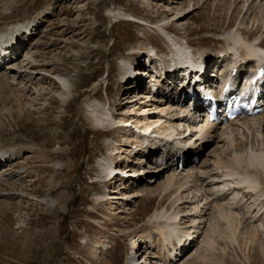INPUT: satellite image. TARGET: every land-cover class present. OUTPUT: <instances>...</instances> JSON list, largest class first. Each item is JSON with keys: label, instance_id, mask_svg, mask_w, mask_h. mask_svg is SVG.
<instances>
[{"label": "rangeland", "instance_id": "obj_1", "mask_svg": "<svg viewBox=\"0 0 264 264\" xmlns=\"http://www.w3.org/2000/svg\"><path fill=\"white\" fill-rule=\"evenodd\" d=\"M177 1L0 0V29L28 22L32 25V33H22L15 57L23 51L26 54L27 47L34 57H28L26 62L34 64V58L37 63L21 68L20 56L22 59L15 62V70L6 71V65L0 64V152L2 146H16L7 148L4 154L7 159L2 160L4 164L0 168V205L7 204L0 215V264H125L131 251L129 247L133 246L131 239L142 233L139 225L161 206L167 212L172 210L174 192L170 195V191L167 194L161 191L169 170L155 171L148 163L150 156L149 166L144 165L143 154L147 148L143 138L147 137V130L139 132L133 126L112 128L116 125L95 127L83 115V110L87 109L86 103L95 100L101 107L109 108L113 117H125L115 114L124 106L126 90L125 86L122 90L120 83V67L129 59L128 66L136 63L143 69V58L148 51L141 42L152 45L159 58L168 59L165 56L170 50H166L168 42L159 36L158 27L174 32L169 34L173 48L187 45L188 51L191 49L200 56L205 54L207 61L215 56L223 57L220 51L225 37L237 27L242 28L245 36L264 43V7L260 5L264 0H193L194 10L191 7L189 12L181 13L182 21L176 23L177 19L171 17L174 10L169 12L167 6L176 8ZM189 1L183 0V4ZM113 9L115 13H110ZM0 38H3L2 32ZM136 47L139 49L133 50ZM56 75L68 78L74 85L65 99L59 95L65 91ZM174 90L173 86L170 91ZM185 106V102H166L160 94L144 104L137 101L136 108L129 107L124 113L141 119L140 110L144 108L149 110L144 111V119L149 114L150 118L173 117L175 122H185L179 116ZM148 124L146 121L138 126L144 128ZM251 126L238 127L233 135L237 143L232 150L239 155L264 154V131ZM223 138L214 137L207 146H201L204 150L197 166L203 160L212 167L211 161L228 142ZM29 145L38 149V153L27 148ZM108 157L113 158L116 166L124 164L122 167L140 162L142 165H137L138 168L148 169L147 176L154 175L152 180L151 177L146 180V174L139 176L142 180L126 175L137 180V185L141 183L136 190L144 185L143 195H146L134 198V202L131 200L127 205L130 210L123 204L126 202L122 201V194L119 201L112 197L101 204L95 202V194L103 192L104 184L100 180L90 182L94 178L105 180L99 164ZM229 157L230 152L225 154V159ZM24 164L25 168L19 169ZM217 171L223 174L225 168ZM258 172L263 180L259 179L255 191L239 190L234 219L240 227L235 240L230 238V233L222 232L224 228L220 229L222 233H216L213 247L209 253L205 252L207 257L203 262L199 260V264H264V170ZM210 174L217 176L215 171ZM132 185L128 183L129 189ZM108 186L110 195L114 194L112 190L119 186L118 179L111 180ZM183 201L178 204L180 211L188 210L190 205ZM182 211L179 214L182 222L177 219L179 227L189 224L185 223L187 218H182ZM216 222L223 227L224 221ZM204 225L207 227L206 222L199 227ZM200 236L195 237L196 241ZM102 243L107 245L105 256L98 253ZM154 244L150 247L151 255L157 251ZM134 245L137 246L135 241ZM155 258H150L151 263Z\"/></svg>", "mask_w": 264, "mask_h": 264}, {"label": "bare ground", "instance_id": "obj_2", "mask_svg": "<svg viewBox=\"0 0 264 264\" xmlns=\"http://www.w3.org/2000/svg\"><path fill=\"white\" fill-rule=\"evenodd\" d=\"M192 1L193 0H190L188 3H186V5H184L183 0H178L176 8H173L172 6H167L169 12L171 10H174L172 13L173 15L171 17L172 19H175V18L177 19L176 23H179L182 21L179 18V16L185 12L186 13L189 12L190 10L189 8L192 7V10H194L193 5L196 2L192 3ZM247 1L248 0H244L243 2H247ZM262 3H260V5L264 7V3L263 4ZM176 9H179V10L181 9V10L177 11ZM115 11L116 10L114 9L110 10V13H115ZM164 19H167V17H165ZM31 26H32L31 23L28 22L24 25L17 24V25L11 26L10 28L7 27L4 30L0 29V34L1 32L3 33V38H0V51L2 50V48L5 49L11 43H13L11 39L18 40V42L15 40L16 44L11 46V49H15V47L19 44V41L21 40L22 33L26 32V30L24 29L29 28L28 30L29 33H32ZM22 28L23 30H21ZM166 29L167 28L165 27H158V30L161 31L162 33H168ZM241 30H242L241 27H237L231 30V32L225 37V40H224L225 43H223V52L225 51L224 53H228V54L234 53L235 54L234 60H240L242 58H245V59H249L250 61H253V57H256L257 53L260 50V47L264 48V43L262 40L251 39V36L250 38L249 36L248 37L245 36V34H243L244 31H241ZM167 36L170 37L169 34ZM140 45L144 47L146 51H148L147 53H149V55H151L150 53H152L156 57L155 58L156 61H153L154 64L158 62L160 65L166 64V66L168 67L172 65V68L174 69H176L177 67L176 65L181 64L183 54L187 53L188 51L187 45H184L185 48L180 47V46L174 47L173 50L171 49L169 50V54L165 55L167 56L166 58L168 59L164 60L161 58V56L159 58L160 54H157L156 56V53L158 51L156 50L157 52L155 53V49L149 43L141 42ZM229 45H232V47L229 48ZM134 49L137 50L139 49V47L133 48V50ZM26 52H27V49H26ZM190 54L194 55V57L191 58L193 61L197 60L198 63L200 62L198 61L199 56H200L199 53L190 52ZM27 55L29 57H34L33 55L30 54L29 51L26 54H23V56L21 55V57L23 58V61L21 60V64L19 65L21 68L24 66L28 68L29 65L32 64L30 62H26L27 59H25V57H27ZM32 61L34 64L36 63V60L34 58H32ZM129 61H130L129 59L124 60L122 66L120 67V72L122 76L121 79L125 76L132 77L133 75L139 74L140 75L139 77H134L132 79L133 80L135 79V81L140 84L141 76H144V74L148 72H146V68L139 69V70L134 68L133 64H131V67L128 66ZM168 62L170 63L168 64ZM10 63H13V64L9 65V62H7L6 64L7 67H9V70L11 69L15 70L14 68L15 63L13 61H11ZM200 65L202 64L200 63ZM215 65L216 64H213V67H215ZM173 71L174 70H171V73H173ZM168 73L170 74V72ZM13 75L17 76V73H13ZM151 75H155V74L151 73ZM56 77L58 81L61 83L62 88L65 91V93H59V95L65 99L71 94V91L74 85H72L70 80L66 77H62L59 75H56ZM154 78H155V81L159 80V78L156 76ZM132 83L133 81L125 83L124 86L126 90L124 89L125 91L123 92V103H122L124 104V106L123 107L121 106L122 108L120 107V112L115 113L118 115L125 116L124 118L123 117H118V118L113 117L112 116L113 112L111 113L109 108H105V106L104 108L101 107V104L95 100L90 101L89 103H86L87 109L83 110L84 111L83 115H85L86 119H88L90 123L95 127L96 126H102V127L106 126L107 127V125H116L117 122H122L123 125L119 127H124L125 129H129L131 128V126H133L137 128L139 132L144 131V130H147L148 133L155 132L157 135H160V136L163 135L162 136L163 138L165 137V139L170 140V141L164 140L165 142L162 140L163 143H160L158 140V142L161 145L164 144L166 145L165 147L172 148L175 150L177 146L180 147L184 144H188V150L196 152V155L200 153V150L202 149L201 146H206L209 141L213 140L214 137L215 138L219 137L220 139L221 137L224 136L223 138L224 142H225V139H228V142L227 143L225 142L226 144L225 147L223 146V148L221 149L220 151L221 153L220 154L217 153L218 155L216 154L213 161H211V164H212L211 168L209 165L208 166L206 165V162H202L201 166L200 165L195 166V168L192 169V171L182 170L181 172H176L172 169V171L169 174H167L166 178L162 181L161 191L163 192V194H167L166 192L170 191L168 193L170 195L172 194V192H174L173 198H172L173 201L171 203L172 210L170 212H167V210L161 206L160 208L154 210L153 213L150 214L148 218L145 221H143L141 225H139V228H141L140 230L142 231V233L141 235L136 236L134 240H132L133 243L135 241L138 249L134 250L133 247H131V251L127 254V261L125 263V264H138V261H140L139 258L143 257L144 258L143 262H145L143 264H150L152 261L150 258L156 257L155 258L156 260H154V262L151 264H164V263L166 264V262L163 261V256H161V254L162 253L164 254V251H166L167 254H170L172 251H174V255H175L174 259H179L178 260L180 262L179 264H199V260L203 262L204 260L202 259L203 258L206 259L207 253L205 252H208V250H210L211 247H213L214 237L216 236V233L228 232L230 233V238L233 239L234 237V240H235V236L239 232V227H240V225H238L234 219L235 214H236L235 204L238 201V197L240 193L239 190L242 188H248V189L255 191L259 187V182H260L259 179L261 180L262 178L258 170L259 171L264 170V154L250 152L249 154H246V156H243L233 151L232 147L235 148V145L237 143V142L235 143L236 139L234 140L233 138L234 133H236L237 131V129H235L236 128L235 126L239 127L242 125V126H247L248 128L249 125H252L251 127L254 126L264 131V115H261V116L258 115V117L250 118V119H241V120L236 119L235 121L231 122L227 126L215 127L212 129L207 128L204 130H200V132L195 130V125H196L195 120L190 118L188 112H186V109L183 110L186 113L183 112L182 115H179L180 117L185 119V122L184 121L175 122L173 117L150 118L149 114L147 115L148 118L144 119V111L148 110V109L144 110V108L140 110V114L143 117H141V119L140 117L136 119V118L128 117L124 112H125V109L129 107L134 108L137 105V101H139V104L140 103L144 104V102H146L148 99H152L153 97H156L160 94L163 95V98L165 99L166 102L180 103V101H178V99L174 97V93L173 94L171 93L167 94L164 92L161 93V91L157 87H156V91L153 93H151L148 90H144V89L139 90V88L137 90L136 86L132 85ZM173 83L174 82H172L171 84L168 83V85L172 86ZM153 86H156V85H153ZM233 91L235 92L236 90H233ZM146 121L147 123H149L148 125H145L144 128L138 127V125L140 126L141 123L146 124ZM135 122L136 124H134ZM152 127H154L153 130H151ZM162 132L163 134L161 135ZM148 133H147V137L145 139L143 138V142H145L146 140L148 144H151L150 142L151 140H149ZM212 133L214 134L212 135ZM247 135H248V131H247ZM7 146L9 148L16 147L10 144ZM2 147L4 148V146ZM150 147L151 146L146 147L147 150L144 152V154L147 152L150 153L151 151L149 150ZM3 148L0 152V168L4 164V163L2 164L1 162L6 160L5 158L3 160V156L5 153H7V148H4V149ZM27 148L31 149L32 152H34V154L38 153V149H35V147L32 145H29ZM229 152H230L231 158L229 157V159L228 158L225 159V154ZM40 155L43 156L44 158V154H40ZM155 161H156V157H155ZM112 162H113V158L108 157V158L103 159V161L100 162L99 164V170H102L100 172L104 175V179H105L104 181H106L107 178L111 176V173L113 171V168L111 166ZM137 165L140 166L142 164H140V162L138 164L134 162V164L126 163L125 166L123 167L121 164L115 167H120L119 168L120 172H123V175L125 176L134 175V176L139 177L141 175L144 176V174H146L145 175L146 177L144 176L146 180L148 179V177H151V180H152L154 175L151 174V176L150 175L147 176V174H149V170L146 168H138ZM155 166H154L155 171L161 170L162 172L168 169V166H163V167H160V166L155 167ZM24 168H25V164L22 165L19 169H24ZM219 168H225V171L223 172V174L219 173L220 171H217ZM211 171H215V174H217V176H212L210 174ZM245 175H247V178H245ZM121 177L122 176H120V178L118 179L122 180ZM8 178L9 177H5V179H8ZM116 178L117 176H114L111 180L113 181ZM139 178L140 180H142L141 177ZM128 183L133 184L134 187L132 185L133 188L129 189L130 186L128 187ZM138 183L139 182H137V180L127 177L122 182H119V186H115L116 188L112 190V192L115 195L114 194L110 195L109 192L111 191V189L109 188L108 184L104 183V187L102 189L103 192L95 194L96 195L95 202L96 204L98 203L101 204V202H103L105 199L107 200L108 198H112V197L118 198V201L121 199L122 201H125L126 203L123 202V204L126 205L125 207L126 209H129L127 208L128 207L127 205L128 203L132 202L131 200H133L134 198H138V197L143 198L146 196V195H143L144 185H141V188L136 190V188H138L141 184L140 183L139 185H137ZM123 189H127V191L121 192V190ZM119 194H122L121 199H120ZM190 195L191 197H189ZM183 200L188 201L190 204L189 206H187L188 210H183L184 213H181L182 218H187L185 223H189V224L186 225L185 227L181 225H180L181 227H179V221H177V219L181 221V217L179 218V214L182 210L181 211L179 210L178 204H182L183 202H185ZM222 202H225V203H222ZM6 205H7L6 203L3 205H0V215L4 212V206ZM203 210L205 211L203 212ZM209 210L213 211V213H210ZM208 211L209 213H207ZM128 214L130 215L131 212ZM220 220L224 221L223 227L217 224L216 222ZM205 222H206L207 227L204 225L202 228H200L199 227L200 224L205 223ZM222 228H224L222 232L219 231ZM199 234H201V236L199 237L201 239H199V241H196L195 237H198ZM145 237L148 240L143 242L144 247L142 248L140 246V242H138L137 240L140 238L144 239ZM136 238L137 240H135ZM147 241L150 242L149 245H147ZM154 241H155V244H154ZM104 243H102L103 244L102 247H100L98 250L99 256L104 255L107 251L106 249L107 245ZM152 244H154V247L157 249V251L155 250L154 254L152 252L153 255L150 254V249H151L150 247ZM190 244H193L192 247L186 253H184L183 256H181L180 258H177V255L180 254L182 251H184L186 248H188ZM193 249H195L194 253H193ZM181 259H184V260L181 261Z\"/></svg>", "mask_w": 264, "mask_h": 264}]
</instances>
